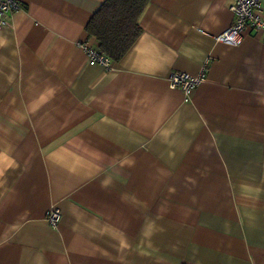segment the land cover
Returning a JSON list of instances; mask_svg holds the SVG:
<instances>
[{"label":"crops","instance_id":"crops-1","mask_svg":"<svg viewBox=\"0 0 264 264\" xmlns=\"http://www.w3.org/2000/svg\"><path fill=\"white\" fill-rule=\"evenodd\" d=\"M18 1L0 28V264H264V31L229 45L233 0H149L105 67L79 46L98 47L105 0ZM174 71L205 78L185 97Z\"/></svg>","mask_w":264,"mask_h":264},{"label":"built area","instance_id":"built-area-1","mask_svg":"<svg viewBox=\"0 0 264 264\" xmlns=\"http://www.w3.org/2000/svg\"><path fill=\"white\" fill-rule=\"evenodd\" d=\"M262 0H233L229 6L234 15L233 23L224 31L215 36L219 42L237 46L242 40L246 30L264 31V15L260 13ZM20 8L18 0H0V28L8 27L9 14ZM85 52L89 63L110 66V58L101 53L97 47H92L86 42L79 44ZM205 73L191 75L186 72L174 71L170 74L168 81L172 88H180L187 97L192 89L203 81ZM61 213L59 208L53 207L47 212L46 219L49 225L55 228L59 222Z\"/></svg>","mask_w":264,"mask_h":264},{"label":"trees","instance_id":"trees-1","mask_svg":"<svg viewBox=\"0 0 264 264\" xmlns=\"http://www.w3.org/2000/svg\"><path fill=\"white\" fill-rule=\"evenodd\" d=\"M149 0H105L87 22V33L98 41V50L118 61L141 33L139 18Z\"/></svg>","mask_w":264,"mask_h":264}]
</instances>
